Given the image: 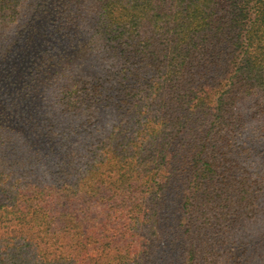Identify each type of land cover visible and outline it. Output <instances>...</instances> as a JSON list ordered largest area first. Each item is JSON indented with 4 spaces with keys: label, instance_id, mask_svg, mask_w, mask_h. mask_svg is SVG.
I'll use <instances>...</instances> for the list:
<instances>
[{
    "label": "trees",
    "instance_id": "16d2710c",
    "mask_svg": "<svg viewBox=\"0 0 264 264\" xmlns=\"http://www.w3.org/2000/svg\"><path fill=\"white\" fill-rule=\"evenodd\" d=\"M0 73V264H264V0H0Z\"/></svg>",
    "mask_w": 264,
    "mask_h": 264
},
{
    "label": "rangeland",
    "instance_id": "374dc122",
    "mask_svg": "<svg viewBox=\"0 0 264 264\" xmlns=\"http://www.w3.org/2000/svg\"><path fill=\"white\" fill-rule=\"evenodd\" d=\"M39 25L41 27L42 23H39ZM86 25H89V24L86 23ZM34 36H36V40L33 42V44L37 41L39 43V37L36 34ZM30 42H31L30 40L22 42L23 46H21V47H23L22 49H23L24 58L22 59L21 63H25L26 61L28 62L30 59L34 60L33 56L37 53H41V51H40L41 49L39 47L36 48L35 46H33V44L29 45L28 43H30ZM40 42H41V38H40ZM27 46H29V47H27ZM34 50H36V52H33ZM87 58L85 59V61H87ZM16 61L18 63V69H19L20 68L19 67L20 60H16ZM16 67H17V64H15L14 66L11 65L9 67V69L11 70V72H10L11 74L14 71L16 73ZM44 70H45V68H41V67L37 66L35 71H33L32 74L27 77V79L24 83V86L29 85L31 90H34L38 93V97L35 101H41V102L48 101L50 103L53 100L52 95H51V91H50L51 87H52V85H51L52 80L48 81L45 78ZM86 70L88 71V70H90V68L86 67ZM0 75H1V73H0ZM91 78H93V77H91ZM3 83L4 82H1V84H3ZM19 85L21 87L22 83L20 82ZM17 137L19 138V135ZM232 231L233 230H231V233H232ZM231 233L229 234V237H228L230 240L238 239V241L246 243V245H243L242 247H244V248L248 247L249 248L248 250L251 252V256L257 255L262 250L261 249L257 250V249H255V247L251 248L250 243H253L254 240H259V242H260L258 244L259 246H263V244H264V236H263V234H264V213H261L257 217L256 220L249 219L248 221H246L245 225H243V227L235 233V236H230ZM230 248L233 249V251L235 253L237 252V249H238L237 247H230ZM263 252H264V249H263Z\"/></svg>",
    "mask_w": 264,
    "mask_h": 264
}]
</instances>
